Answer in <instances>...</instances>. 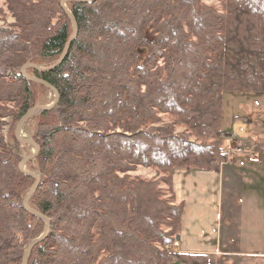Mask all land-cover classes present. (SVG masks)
Instances as JSON below:
<instances>
[{"label": "trees", "instance_id": "trees-1", "mask_svg": "<svg viewBox=\"0 0 264 264\" xmlns=\"http://www.w3.org/2000/svg\"><path fill=\"white\" fill-rule=\"evenodd\" d=\"M7 2L19 31L0 28V264L24 263L43 217L50 231L26 264H169L183 212L174 168L218 170L224 94L264 93V0H66L70 13L62 0ZM29 62L58 93L33 136L36 213L15 131L44 83L8 76ZM140 166L170 176L130 177Z\"/></svg>", "mask_w": 264, "mask_h": 264}, {"label": "crops", "instance_id": "crops-1", "mask_svg": "<svg viewBox=\"0 0 264 264\" xmlns=\"http://www.w3.org/2000/svg\"><path fill=\"white\" fill-rule=\"evenodd\" d=\"M225 117L223 111L224 135L241 152L229 146L233 152L218 170H173L175 202L183 205L174 251L216 264H264V115L231 129Z\"/></svg>", "mask_w": 264, "mask_h": 264}, {"label": "rangeland", "instance_id": "rangeland-1", "mask_svg": "<svg viewBox=\"0 0 264 264\" xmlns=\"http://www.w3.org/2000/svg\"><path fill=\"white\" fill-rule=\"evenodd\" d=\"M63 2H64L63 3L64 8L67 9L66 0H63ZM201 2L207 5L216 7L219 10H222V7H223L222 0H201ZM17 22L18 21L15 15L13 14L12 10L9 8L7 0H0V28H5V29L18 32L19 27L17 25ZM32 66H38L39 68H42V69L44 67L43 65H38V64L29 62L18 70L10 71L8 73L9 74L8 76L11 79V78H14L16 74L22 73L23 75L28 76L30 78H35L30 69V67ZM37 91H38V94H37L35 106L29 111L30 113H28L27 116L25 115L18 122L16 131H15L16 137L22 142L23 147L25 148V158L28 157L29 155L35 154V152L37 151L38 145L35 143L33 136H34V131L37 125V121H38L37 117L39 113L42 111V109L44 110V108L51 107V105H53V103H55L57 99L56 90L48 87L45 84L39 87ZM223 111H225V116H226L225 117L226 122H227L226 127L230 129L233 128L234 123L243 122V121L245 122L248 117L254 121H261L262 120L261 118L264 115V93H253V94L247 93V92L225 93L224 99H223L222 114H223ZM4 120L8 122L9 118L7 117ZM170 120H171L170 116H167V115L163 116L164 122H169ZM222 120H223V117H222ZM22 121L24 122L21 124ZM4 128L6 129L4 131L6 134L8 130V126H5ZM184 129H185L184 127H177L176 130H177V133H183ZM226 130L229 131V129L227 128ZM224 131L225 130L222 128L221 144H222V147L225 149L226 154L229 156L230 153L233 152L232 148L234 149L235 152L240 151V149L236 147L237 142L234 140V138L231 139V141L229 142L230 139L229 140L227 139V137L224 135L225 133ZM20 135H22L24 138H22ZM192 140H195L194 137H192ZM229 146H232V148L229 149ZM34 160L35 158H33L32 160L30 159V161L23 160L22 163L20 164V168L24 172H30L34 174L35 176H38L41 180L40 174L37 171L32 170V167L34 169V166L36 165ZM129 175L132 178L139 177V178H143L147 180H154V181L161 179L162 177H164V175L167 177L170 176L168 175V172H164L163 170H158L154 167H143V166H140L137 168V170L130 172ZM36 181L37 180L35 177L34 184L36 183ZM160 185L164 190L165 198L166 199L170 198L171 196L169 193V186L162 182L160 183ZM32 187L30 188L28 195ZM46 228H47V222H46ZM49 231H50V222H49ZM172 250L174 252V256L171 258V261L169 264H181L180 262H183V261H180L176 257V254H175L176 252L174 251V248H172ZM182 259L186 261L185 258L182 257ZM188 261L190 260H187L186 262H183V263L192 264ZM205 264H213V261L210 258H207Z\"/></svg>", "mask_w": 264, "mask_h": 264}, {"label": "water", "instance_id": "water-1", "mask_svg": "<svg viewBox=\"0 0 264 264\" xmlns=\"http://www.w3.org/2000/svg\"><path fill=\"white\" fill-rule=\"evenodd\" d=\"M87 1H92V0H87ZM62 5H63V7H64V2H63V0H62ZM66 9V8H65ZM66 11L67 12H69L70 13V11L68 10V9H66ZM74 34H73V36H72V38H71V41L73 40V38H75V36H76V34H77V25H76V22L74 21ZM59 62V61H58ZM32 67H36V66H32ZM52 68V67H51ZM40 70H45V69H42V68H39ZM48 69H50V68H48ZM34 80L35 81H37V82H41V83H44L45 85H47L48 87H50V88H53L50 84H48V83H46V82H44V81H42V80H40V79H37V78H34ZM54 89V88H53ZM56 93H57V91H56ZM57 100H58V93H57V99H56V101H55V103H53V105H51V107H49V108H44V109H51V108H53L54 106H55V104L57 103ZM43 110V109H42ZM30 113V112H29ZM28 115V114H27ZM26 115V116H27ZM24 121H22L21 122V124L23 123ZM20 124V125H21ZM38 151H39V147H37V151L35 152V154H32V155H29L28 157H26V158H24V160H26V161H28V160H30V159H33V158H35L36 156H37V154H38ZM26 173H28V174H30V175H32V176H35L34 174H32V173H30V172H26ZM36 177V183L33 185V187H32V189H31V191H30V193H29V195L27 196V198L25 199V202H24V206H25V208L26 209H28V210H30L31 212H35L34 210H32V209H30V207H29V199L31 198V196L34 194V192L36 191V189H37V187H38V185H39V182H40V178L38 177V176H35ZM36 213V212H35ZM44 219H46V222H47V228H46V230H45V232L40 236V237H38L37 239H35L34 241H32L30 244H29V246H28V249L26 250V252H25V255H24V263L23 264H26V261H27V257H28V255L30 254V251L32 250V248L39 242V241H41V240H43L47 235H48V232H49V221H48V219L46 218V217H44ZM180 239V237L178 236L177 237V240H179Z\"/></svg>", "mask_w": 264, "mask_h": 264}, {"label": "bare ground", "instance_id": "bare-ground-1", "mask_svg": "<svg viewBox=\"0 0 264 264\" xmlns=\"http://www.w3.org/2000/svg\"><path fill=\"white\" fill-rule=\"evenodd\" d=\"M22 138H24L22 135H20ZM23 140V139H22ZM29 140V139H28ZM24 141V140H23Z\"/></svg>", "mask_w": 264, "mask_h": 264}, {"label": "built area", "instance_id": "built-area-1", "mask_svg": "<svg viewBox=\"0 0 264 264\" xmlns=\"http://www.w3.org/2000/svg\"><path fill=\"white\" fill-rule=\"evenodd\" d=\"M175 245H177V243H175Z\"/></svg>", "mask_w": 264, "mask_h": 264}]
</instances>
